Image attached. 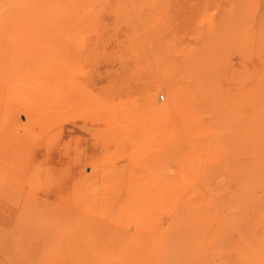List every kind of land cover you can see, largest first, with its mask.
<instances>
[{"label": "rangeland", "instance_id": "374dc122", "mask_svg": "<svg viewBox=\"0 0 264 264\" xmlns=\"http://www.w3.org/2000/svg\"><path fill=\"white\" fill-rule=\"evenodd\" d=\"M262 223L264 0H0V264H264Z\"/></svg>", "mask_w": 264, "mask_h": 264}, {"label": "bare ground", "instance_id": "6f19581e", "mask_svg": "<svg viewBox=\"0 0 264 264\" xmlns=\"http://www.w3.org/2000/svg\"><path fill=\"white\" fill-rule=\"evenodd\" d=\"M139 3V2H138ZM142 3V2H141ZM132 4V3H131ZM144 4V3H143ZM139 7V6H138ZM137 7V8H138ZM132 10V9H131ZM122 11V10H121ZM124 11V10H123ZM134 12V11H133ZM130 13H132V12H130ZM130 13H128V14H130ZM128 16V15H127ZM142 29V28H141ZM151 66H153V65H151ZM149 67V66H148ZM149 70H151V69H149ZM154 70V69H153ZM155 73V72H154ZM156 77H157V75H156ZM163 78V77H162ZM160 79V78H159ZM152 81H154V80H152ZM160 81H162V80H160ZM155 83V82H154ZM159 83V82H158ZM161 84V83H160ZM160 84H159V86H160ZM166 85H168L167 83H166ZM159 88V87H158ZM148 90V89H147ZM158 90V89H157ZM148 91H150V90H148ZM161 91V90H160ZM168 91V90H167ZM164 92H166V91H164ZM177 92V91H176ZM148 93V92H147ZM162 93V92H161ZM150 94H151V92H150ZM158 94V93H157ZM174 95V94H173ZM150 97H152V94H151V96ZM154 97V96H153ZM147 98H149V96H147ZM150 99V98H149ZM178 100V99H177ZM157 101V100H156ZM151 102H153V101H151ZM158 102V101H157ZM169 103V102H168ZM151 104V103H150ZM155 105V104H154ZM155 106H157V105H155ZM159 106V105H158ZM157 106V107H158ZM165 106H166V104H165ZM169 106V105H168ZM171 106V105H170ZM173 106V105H172ZM170 108V107H169ZM155 109H156V107H155ZM162 110V109H161ZM157 111V110H156ZM159 112V111H158ZM157 112V113H158ZM162 112H164V111H162ZM198 137H199V135H198ZM195 138H197V137H195ZM75 197V196H74ZM74 197H71V198H74ZM77 197V196H76ZM76 199V198H75ZM262 225H264V223H262ZM262 242H264V241H262ZM260 248V247H259ZM258 249V248H257ZM259 250V249H258ZM251 252V251H250ZM157 253V252H156ZM155 254V253H154ZM162 254H164V253H162ZM252 254V253H251ZM143 255V254H142ZM223 255V254H222ZM156 256V255H155ZM230 256V255H229ZM248 256V255H247ZM159 257V256H158ZM232 257V256H231ZM116 258V257H115ZM155 258V257H154ZM157 258V257H156ZM213 258H214V256H213ZM216 258V257H215ZM211 259H212V257H211ZM210 259V260H211ZM236 259V258H235ZM209 260V259H208ZM237 260V259H236ZM132 261V260H131ZM134 262H135V260H134ZM201 262V261H200ZM257 262V261H256ZM117 263H118V261H117ZM205 263V262H204ZM123 264V263H122ZM137 264V263H136ZM141 264V263H140Z\"/></svg>", "mask_w": 264, "mask_h": 264}, {"label": "built area", "instance_id": "2783aa9c", "mask_svg": "<svg viewBox=\"0 0 264 264\" xmlns=\"http://www.w3.org/2000/svg\"><path fill=\"white\" fill-rule=\"evenodd\" d=\"M160 99L163 100V96H160Z\"/></svg>", "mask_w": 264, "mask_h": 264}]
</instances>
